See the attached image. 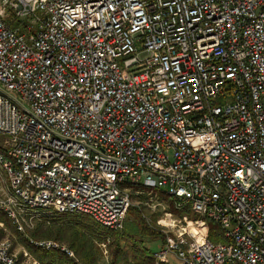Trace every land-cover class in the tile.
Returning <instances> with one entry per match:
<instances>
[{"label":"built area","instance_id":"1","mask_svg":"<svg viewBox=\"0 0 264 264\" xmlns=\"http://www.w3.org/2000/svg\"><path fill=\"white\" fill-rule=\"evenodd\" d=\"M0 134L20 231L70 211L119 230L145 185L195 215L160 216L150 264H264V0H0ZM9 225L0 264H46Z\"/></svg>","mask_w":264,"mask_h":264},{"label":"trees","instance_id":"2","mask_svg":"<svg viewBox=\"0 0 264 264\" xmlns=\"http://www.w3.org/2000/svg\"><path fill=\"white\" fill-rule=\"evenodd\" d=\"M134 188L141 189L139 194L141 197H146L148 192L156 193L161 198H168L165 190L157 189L145 185H135ZM171 199V198H170ZM187 209V206H186ZM0 217L10 223L9 218L2 212ZM55 230H41V225L35 228L32 232L37 237H55L56 239L68 240L69 245L74 249L76 259L68 256L64 251L57 249L45 250L40 247L32 245L24 234L20 233L22 241L29 247V249L38 257L43 259L47 264H105L101 258V252L97 246V242H106L110 250L111 258L107 264H150L151 259L149 253L150 249L147 246L137 247L132 249L127 245V240L137 236L130 233L119 234L117 230L108 228L92 216L83 212H65L51 218ZM143 221V220H140ZM13 226V225H11ZM15 227V226H14ZM16 228V227H15ZM18 231V230H17ZM160 231L152 228L146 223L142 224L141 233L147 235H154ZM219 227L213 221L209 222L208 236L212 240L218 238ZM138 239V237H137ZM65 240V241H66Z\"/></svg>","mask_w":264,"mask_h":264},{"label":"rangeland","instance_id":"3","mask_svg":"<svg viewBox=\"0 0 264 264\" xmlns=\"http://www.w3.org/2000/svg\"><path fill=\"white\" fill-rule=\"evenodd\" d=\"M3 138L4 137L0 134V147H1V145L3 146V143H4ZM8 187H9V179H8L7 171L5 170L2 163L0 162V188L7 189ZM134 187L135 186L132 187L133 188L132 204L129 207L124 227L121 230H119L120 232H118V233L122 234V233L127 232V233L132 234L133 236L138 237V239H137V237H136V239L134 237H132V238H129L127 240V245L129 246V248L132 249V247L135 245H137V247L147 246L151 251L152 249H156L158 246H160L162 244L163 240L165 239V233L162 229L163 228L166 229V225H164L165 223H163L161 221L160 216H163L162 214L165 211H172L174 214L176 213L178 215H181L180 213H182L183 211L188 213V207L186 209V205H185L182 209L178 210L176 208L172 198L167 193L166 194L168 195L169 199L168 198H161L160 196L156 195V193L153 194L151 192H148L149 194H147L146 197H141L139 194L141 193L142 190L134 188ZM188 217L191 219V218H194L195 215L191 212V213H188ZM140 220H143V221H140ZM143 223L151 225L153 229H155L157 231L159 230L160 232L159 233H153L154 235H151V234L147 235L146 233L145 234L141 233V227H142ZM8 225H9V223H8ZM38 225H41V230H46V231L49 229L55 230L54 228H56V227H54L55 224H53L52 219L37 221L35 223L34 227L28 228L26 231H20L17 228H15L14 226L9 225V233L13 237L14 249L17 253L19 252L22 255L23 251H24V247L28 248V250H30L29 247H27L24 244V242L22 241L20 233L24 234L25 237H27L29 239V241L32 245H33V243L31 242L32 239L47 238V237H37V236L33 235L32 232L35 230L36 227H38ZM49 238H55V237H49ZM59 240L62 243L69 246L70 248H72L69 245V243L67 242L68 240H66V239H65L66 241L65 240L63 241L61 239H59ZM132 243H134L133 246L131 245ZM96 244H97V246L101 252L102 260L104 261L105 264H107L108 262H110V258H111L110 250L108 249L109 251L107 253L105 252V247L108 248V245H106L107 243L105 244L104 242L101 241V242H97ZM48 250H54V249H48ZM20 254H19V256H20ZM105 254L108 255V257H107L108 259L106 258ZM150 254L151 253H149V255ZM32 255L38 257L34 253ZM67 255L70 256L69 254H67ZM71 257L76 259L75 256H71ZM38 258L41 259L40 257H38ZM173 259H174V255L171 254L169 256V260H168L169 264L175 263L173 261ZM41 260L43 262H45L43 259H41Z\"/></svg>","mask_w":264,"mask_h":264},{"label":"bare ground","instance_id":"4","mask_svg":"<svg viewBox=\"0 0 264 264\" xmlns=\"http://www.w3.org/2000/svg\"><path fill=\"white\" fill-rule=\"evenodd\" d=\"M8 175V174H7ZM9 186H10V182H9ZM135 186V185H134ZM65 213V212H64ZM90 216V215H89ZM122 229V228H121ZM121 229H119V230H121ZM119 230H117V231H119Z\"/></svg>","mask_w":264,"mask_h":264}]
</instances>
